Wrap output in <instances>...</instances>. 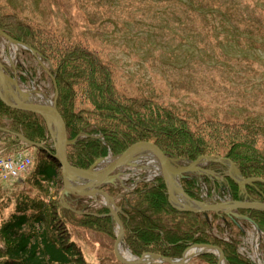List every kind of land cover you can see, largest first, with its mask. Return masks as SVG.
Instances as JSON below:
<instances>
[{"label": "trees", "instance_id": "trees-1", "mask_svg": "<svg viewBox=\"0 0 264 264\" xmlns=\"http://www.w3.org/2000/svg\"><path fill=\"white\" fill-rule=\"evenodd\" d=\"M244 24L249 31L254 24L262 29L260 23ZM0 29L50 62L47 75L54 79L57 89L56 107L65 122L68 139L74 141L67 147V157L73 166L87 169L109 154L119 155L127 142L141 137L168 157L182 161L203 156L228 158L241 175L264 179V129L260 124L219 118L197 122L155 97L127 95L117 84L113 63L86 41L76 36L69 39L27 23L1 2ZM16 133L44 145L34 147L38 158L35 162L33 158L26 178H34V185L56 181L59 164L53 157L43 119L0 105L1 146L10 150L19 144L12 135ZM181 182L185 192L198 200L199 195L187 186L194 187L191 184L196 183ZM227 190L233 200L244 198L235 184H229ZM107 192L117 197L118 191L108 188ZM39 193L45 197L38 198ZM39 193L32 197L17 196L15 210L0 224V264H85L79 247L71 240L69 227L110 235L113 219L92 215L107 211L89 210L80 202L74 209L82 213H75L62 207L60 200L47 199L50 196L46 192L39 190ZM246 193L252 199L264 201V183L247 185ZM116 206L124 230L123 243L138 257L153 253L179 258L192 245L208 244L219 247L228 264H253L237 252V236L244 235V229L237 223H253L264 232V211L240 210L239 214L251 223L223 213L176 210L169 203L161 177L137 183L132 191L117 197ZM212 222H216L218 233L228 231L231 235L232 227L237 231L229 240L217 238L210 232Z\"/></svg>", "mask_w": 264, "mask_h": 264}, {"label": "rangeland", "instance_id": "rangeland-1", "mask_svg": "<svg viewBox=\"0 0 264 264\" xmlns=\"http://www.w3.org/2000/svg\"><path fill=\"white\" fill-rule=\"evenodd\" d=\"M0 2L27 23L47 28L69 39L76 36L86 41L113 63L117 84L127 95L155 97L197 122L206 118L229 122L245 119L249 123L260 124L264 129L262 0ZM244 23H260L262 29L254 24L249 31ZM42 62L41 66L29 51L0 35V64L4 74L12 76L22 91L35 90L52 100L54 86L45 71L50 68V62ZM46 133L49 136L47 128ZM49 143L53 147L50 136ZM31 155L34 162L37 161L34 150ZM176 163L183 166L188 161L176 159ZM202 166L222 173L227 170V166L220 162H207ZM58 172L56 181L36 185L33 183L34 178L30 177L1 182L0 224L15 210L17 196L32 197L41 190L50 196L47 199L60 200L63 189L60 168ZM121 172L124 174L119 178H123L125 183L143 174L150 176L151 181L161 177L155 168L136 170L133 166L125 165ZM184 176L182 180L187 183H196L191 184L194 187L187 186L199 195L198 200H233L226 188L221 190L215 187L206 180L208 178L195 173ZM182 180L180 184L183 187ZM222 184L229 185L226 181H222ZM111 185L103 186L104 190L110 188L118 191L119 198L122 191ZM41 196L45 197L42 193L37 197ZM64 199L66 204L73 207L80 202L89 210H108V205L104 204L106 199L101 194L93 197L68 194ZM112 224L113 233L110 235L84 227H69L71 240L79 247L85 264H126L115 256L118 229L114 221ZM215 224L212 222L210 232L217 238L229 240L237 231V228L232 227L231 235L228 231L218 233ZM237 224L244 229V235L237 236L238 254L253 264H264V232L261 229L258 232L257 250L254 226L240 221ZM124 246L122 244L124 250L128 249ZM129 254L134 256L131 251ZM207 254L213 257H204ZM130 255L126 259H133ZM217 261L216 253L207 252L195 255L185 264H217ZM140 264L167 263L154 261Z\"/></svg>", "mask_w": 264, "mask_h": 264}, {"label": "water", "instance_id": "water-1", "mask_svg": "<svg viewBox=\"0 0 264 264\" xmlns=\"http://www.w3.org/2000/svg\"><path fill=\"white\" fill-rule=\"evenodd\" d=\"M0 35L7 41L19 45L24 49L28 50L34 57H36L37 61L42 66L40 55H38L32 48L26 46L22 42H19L11 38L1 29H0ZM0 78L12 81L16 86V88L20 89L15 79L4 74L3 70L1 69V64H0ZM51 80L54 86V95L52 100L47 99L45 95H44L45 100H43V102L34 103V102H29L28 100H14L4 96L0 92V105L10 109L37 114L41 116L42 119L44 120L47 131L49 133V136L53 144V152H54L53 157L56 159L57 163L60 166L61 178L63 184V189L60 195V203L62 207L78 214L82 213L81 211H76L74 207L69 206L64 202V198L68 194H74L79 197H84V196L93 197L97 194H101L105 197L106 201H110L112 207L111 206L108 207L109 213L104 215H97V214H92V215L98 217L110 216L114 219L118 229L114 244V252L117 260L120 262L126 264H140V263H151L156 261V262H164L167 264H185L195 255L197 256L200 254H205L207 252L208 253L213 252L216 253L217 255V260H218L217 264L226 263V259L222 250L217 246L208 245V244H195L192 247L187 248L182 253L180 258L163 257L153 253H145L140 257L133 259H126L121 257L117 251V248L122 243L124 230L118 216L119 210L115 206L113 198L110 195H108L105 191H103L102 187L105 184L112 183L117 178L115 171L118 168L122 167L123 165L131 164L130 160L132 156L136 153L135 150L137 149V146L143 145L146 146L148 150H150L154 160L156 161V165L158 166L157 168L161 171L162 178L166 183L169 203L176 210L189 212V213H207V212L223 213L225 215H229L232 217L249 220L247 217L241 216L239 214V211L240 210L264 211V201L251 200V199H245L243 201H221L217 203L199 201L192 199L183 190L181 185H179V187H174L172 185V178L176 177L177 181L180 184V180L184 178L185 177L184 175L187 173H195L199 176L207 177L211 179V177L208 175V173H210L213 176V178H219L227 182L235 183L238 186V188L243 191H245V187L247 185H250L253 182L264 183V179L241 175L238 169L236 168V166L234 165V163L227 158H214V157L203 156V157H198L195 161L189 162L184 166H176L174 164V162H176V159L169 158L159 149L158 146H156L151 141L141 137L130 140L126 144L122 153H120L118 156H115L114 160L110 161L108 165L103 169L95 170L94 168L101 162L105 161L106 158H101L97 160L88 169H81L75 167L69 162L67 157V147L69 144H72L74 141L69 140L67 138L65 122L62 118V115L60 114V112L56 107L57 89L55 86L54 79L51 78ZM51 119H53L54 121L53 123ZM2 130L7 131L6 129H2ZM14 135L27 145L35 146L39 148L43 147L42 144L33 143L20 134H14ZM223 160H226L230 163V165L234 169V173H226V172L218 173L212 170L211 168L198 166L200 162L202 163L204 161L220 162L221 164H223L222 163ZM172 190H177L181 194V196L187 201L186 204L177 205L178 203H176L173 199ZM247 197L248 196L246 195V198ZM253 226L256 228L257 232L260 231L255 224H253Z\"/></svg>", "mask_w": 264, "mask_h": 264}, {"label": "bare ground", "instance_id": "bare-ground-1", "mask_svg": "<svg viewBox=\"0 0 264 264\" xmlns=\"http://www.w3.org/2000/svg\"><path fill=\"white\" fill-rule=\"evenodd\" d=\"M0 92L14 100H28L29 102H43L45 100L44 94L40 93L38 91L32 90L30 92H24L21 89L16 88L14 83L9 80L1 79L0 78ZM52 123L54 122L53 119H51ZM53 126V124H52ZM135 154L132 156L130 163L133 166H136L138 169L145 167V168H155L157 169L156 161L154 160L150 150L146 146L139 145L137 146V149L135 150ZM108 162H101L98 164L94 169L100 170L105 168L108 165ZM222 163L227 166L226 173H234V169L230 165V163L226 160H223ZM172 185L174 187H179V182L177 181L176 177L172 178ZM172 196L176 203L179 204H186V200L181 196V194L177 190H172ZM117 251L119 255L123 258H129V252L124 250L122 245H119L117 248ZM190 253V252H189ZM188 253V254H189Z\"/></svg>", "mask_w": 264, "mask_h": 264}, {"label": "built area", "instance_id": "built-area-1", "mask_svg": "<svg viewBox=\"0 0 264 264\" xmlns=\"http://www.w3.org/2000/svg\"><path fill=\"white\" fill-rule=\"evenodd\" d=\"M31 164V158L23 154L14 156L0 155V180L16 178L26 172Z\"/></svg>", "mask_w": 264, "mask_h": 264}, {"label": "flooded vegetation", "instance_id": "flooded-vegetation-1", "mask_svg": "<svg viewBox=\"0 0 264 264\" xmlns=\"http://www.w3.org/2000/svg\"><path fill=\"white\" fill-rule=\"evenodd\" d=\"M121 171H123V168L121 169ZM134 172V171H133ZM129 174H130V172H128ZM207 180V179H206ZM132 182H127V183H125V182H123V180L122 181H120V182H116L115 184H113V185H128V188L125 190L126 191V193L127 192H130V191H132L133 190V188L137 185V183H139V182H151V180H150V178H148L147 177V175L146 174H143V175H140L137 179H135V180H131ZM212 185H216V184H213V182L212 181H209ZM133 185H135V186H133ZM217 185H224V184H217Z\"/></svg>", "mask_w": 264, "mask_h": 264}]
</instances>
